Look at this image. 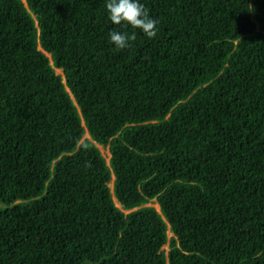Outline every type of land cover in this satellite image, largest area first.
I'll use <instances>...</instances> for the list:
<instances>
[{"label":"trees","instance_id":"1","mask_svg":"<svg viewBox=\"0 0 264 264\" xmlns=\"http://www.w3.org/2000/svg\"><path fill=\"white\" fill-rule=\"evenodd\" d=\"M141 2L0 0V264H264V0Z\"/></svg>","mask_w":264,"mask_h":264},{"label":"clouds","instance_id":"2","mask_svg":"<svg viewBox=\"0 0 264 264\" xmlns=\"http://www.w3.org/2000/svg\"><path fill=\"white\" fill-rule=\"evenodd\" d=\"M104 6L107 19L113 26L109 30L108 38L114 50L122 51L132 48L138 33L148 39L157 38L160 32L158 27L160 22L151 16L141 0H105ZM129 28L134 31L121 30ZM87 133L89 132L87 131Z\"/></svg>","mask_w":264,"mask_h":264},{"label":"rangeland","instance_id":"3","mask_svg":"<svg viewBox=\"0 0 264 264\" xmlns=\"http://www.w3.org/2000/svg\"><path fill=\"white\" fill-rule=\"evenodd\" d=\"M88 137L85 136V138L82 140L84 141L85 139H87ZM98 145V144H97ZM99 149L101 150V152L103 153V155L106 157V159L109 161L111 160V152H110V148L109 147H104L102 145H98ZM111 186H114V183L111 184ZM114 188V187H113ZM155 202V201H154ZM158 203L155 202L154 204H149L148 206H155L158 207ZM170 237H172V234H170ZM166 250L169 249V247L165 248Z\"/></svg>","mask_w":264,"mask_h":264},{"label":"water","instance_id":"4","mask_svg":"<svg viewBox=\"0 0 264 264\" xmlns=\"http://www.w3.org/2000/svg\"><path fill=\"white\" fill-rule=\"evenodd\" d=\"M59 71H63V70H58V74H62V75L64 74V72L59 73ZM86 137H88L89 139H91V136H90L89 133L86 134ZM107 162H108V164H109V163H110V160H109V161L107 160ZM114 179H115V178H114ZM113 187H114V186H113ZM118 206H119V205H118ZM156 208H157L158 211H161V208H160L159 205H158V207H156ZM130 212H131V211H127V213H130Z\"/></svg>","mask_w":264,"mask_h":264},{"label":"bare ground","instance_id":"5","mask_svg":"<svg viewBox=\"0 0 264 264\" xmlns=\"http://www.w3.org/2000/svg\"><path fill=\"white\" fill-rule=\"evenodd\" d=\"M59 72H61V73H62L63 71H59Z\"/></svg>","mask_w":264,"mask_h":264}]
</instances>
